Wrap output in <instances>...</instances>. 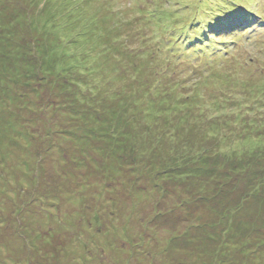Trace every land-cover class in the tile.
I'll return each mask as SVG.
<instances>
[{"label":"rangeland","instance_id":"rangeland-1","mask_svg":"<svg viewBox=\"0 0 264 264\" xmlns=\"http://www.w3.org/2000/svg\"><path fill=\"white\" fill-rule=\"evenodd\" d=\"M217 1L0 0V264H264L257 244L243 238L216 246L202 229L193 238L187 219L200 206H235L237 196L227 195L231 185L242 202L249 194L244 180L226 174L241 159L233 151L240 144L196 115L217 114V125L238 113L264 122V108L247 110L256 93L238 86L264 89V24L249 31L246 24L233 47L220 34L197 51L182 37L194 34L199 8ZM244 2L245 12L264 6V0ZM51 6L57 12L49 20L44 14ZM159 10L167 26L156 38L147 15ZM211 65L237 79L234 92L219 70L195 86L192 74ZM55 66L69 79L52 72ZM71 83L100 90L85 102ZM215 89L222 91L208 95ZM171 92L174 106L191 104L166 117L165 93ZM193 94H202L198 107L188 97ZM206 162L207 171L192 173ZM189 172L194 175L183 174ZM189 200L194 205L186 206ZM246 200L242 208L261 207L257 198ZM245 213L253 215L237 211L226 218Z\"/></svg>","mask_w":264,"mask_h":264},{"label":"trees","instance_id":"trees-1","mask_svg":"<svg viewBox=\"0 0 264 264\" xmlns=\"http://www.w3.org/2000/svg\"><path fill=\"white\" fill-rule=\"evenodd\" d=\"M52 1V0H50ZM218 3L214 6L208 7V8H199L200 13L198 16V23L195 27V32L193 35H184L182 36L184 38V40H186V42L188 43V45H190V47H193L197 50V47L199 48L197 51L201 50V46H211L210 42H208L209 40L213 39V38H219L220 34H217L214 24L215 21L218 18H221L225 15H235L236 17H238L241 20V23L235 28L233 29L231 32L227 33V34H221L222 38V42L224 43V46L226 47V45L228 44V40L227 37H230V44L231 47H233V45L235 44V40L237 39L238 36H240V33H238L240 30H242L244 28V26L246 24H248L247 27H245V29H247V31H249L251 29V27L256 26L258 28V25H263L264 24V6H262L261 4L257 5L256 8H259V10H247L246 12L243 11V9L245 8V6H247L244 0H221V1H217ZM236 2V3H234ZM264 3V2H263ZM214 4V3H213ZM227 6V7H226ZM231 7V8H230ZM56 8L54 6H51L49 8L45 9V14L46 18H48L49 20L54 19V12H55ZM57 12V10H56ZM256 12V13H255ZM203 13V14H202ZM205 15V17H204ZM147 16L151 17L150 20H148L151 24V26H154V29L156 30V38L157 36L160 34L159 31H163L165 32V29H163L164 25L167 26V23L165 22L166 20V15L165 12L163 10H159V13H157L156 11L149 13ZM60 16H57L56 19H58ZM256 19L261 20L260 22H257ZM249 21H252L253 25L251 26L249 24ZM53 23H55V21L53 20ZM44 25V24H43ZM176 29V28H174ZM56 26L54 25L53 27V32L56 31ZM183 30V32H182ZM187 30V26H183L182 28L179 29V34H184ZM158 32V33H157ZM174 32V30H173ZM88 31H83L81 34L85 35L87 34ZM225 35V36H224ZM244 35V32L241 34ZM208 37L210 39H208ZM241 40V39H240ZM172 43H174V39H171ZM239 40L237 39L236 42H238ZM82 42V41H81ZM230 47V48H231ZM210 53H214L213 49H211ZM261 54V51L259 52ZM85 57V55H84ZM63 58V57H61ZM64 59V58H63ZM85 60V58H84ZM233 60V58H232ZM86 61V60H85ZM65 62V61H64ZM89 63V62H88ZM209 64V63H208ZM56 70L52 69L53 71H57L58 74L60 75L59 78H63L66 76L67 79L68 78V72H64L63 74H61L62 69L55 66ZM205 68V67H204ZM59 69V70H58ZM203 69V68H202ZM206 70L202 71V72H195V74H192L193 76L197 77V82L195 83V86L199 83V82H204L207 78H212L213 74L216 71H220L221 75L223 78H226V82L227 85L225 88H229V94H231V92L233 90L234 87H236V83H237V79L233 77V75L231 76H227L229 74H226V69L223 67H218L216 65H211L210 67L205 68ZM78 70V68H77ZM71 75V74H70ZM259 76L261 78V80H264V68L263 66L259 67ZM73 85H75L76 87H78V91L82 90V93H77L76 95V99H80V97L84 94V101H90V99H92L93 97H96L95 95L97 94V92L100 90V86H96V85H91V83H85V84H78V83H71ZM249 83H239L238 86H241V89L243 88V90H247L250 92H254L256 94H253L250 98V101L247 105V110L254 112V110L256 109H263L264 107L261 106L259 103L264 100V89L263 88H258L255 85H251V88L249 87ZM179 86V83H175L173 85V88L175 90H177ZM70 91V89L67 90V92ZM221 89H215L213 90V92H211V96H215L216 94H218L219 92H221ZM66 92V91H65ZM75 92L69 93V95L73 94ZM90 95V96H89ZM166 96H168L167 98L164 99L165 101V111L164 114L166 115V117L168 116L167 113L168 112H173V108L176 109V107L182 106L183 109L188 110V106L191 104L190 103H182L180 105L174 106V104L172 103L173 101V92L171 93H165ZM149 97V96H148ZM147 96L144 97L145 101V105L147 107V104L149 103V100H147L148 98ZM190 98L191 101L196 100V98L198 99L197 101H195L194 106L198 107V101L200 99H202V94H193L192 96H188ZM187 97V98H188ZM60 100H58L59 102ZM260 101V102H259ZM251 102V105H249ZM122 103V102H120ZM135 105V103L131 104V106ZM173 105V106H171ZM217 110V108H214ZM159 110L153 112L154 115H158L159 114ZM105 113V112H104ZM163 113V112H161ZM196 116L198 117H202L204 116V120L206 123V127L209 129H220V127L224 128L225 130H228L230 132V135L232 137V142L233 143H239L240 145L236 146V150L233 151H237L239 152L238 155L236 156L237 160L239 159V155L241 156V159L239 161L238 164H229L228 165V169L229 172H227L226 174H230V178L236 180H244V187L249 189V194L247 193L246 195H244L243 193V197L245 199V201H241L240 196L238 198L237 195V189L234 185H231L228 187V193L227 195L229 196V198H232V196L236 195V202L235 206H233L232 208H224V209H220L216 208V207H212L210 209H205L204 207H199L197 208L195 212L189 213L187 215V219L191 220L192 223L190 224L189 228L192 232V236L193 238H197L200 234H202V232L200 231V229H202L203 234H205L209 239L216 241V246L219 245L221 243L222 240H226V244H232L231 247L233 245L238 244V241L241 239H245L246 241H248L250 244L249 246H252L253 244L256 245L258 247H260V252L263 251L264 249V122L261 121H257L255 116H252L250 119L245 120L244 117H241L238 113L237 117L234 118L231 121H220L219 124H212L216 122V119H218L219 117L217 116V114H214L212 116H207L200 113L197 114ZM103 120L101 121L100 118L98 120L99 124L104 123V119L105 116L103 115ZM241 119V121L239 120ZM180 120V117L177 119ZM239 121V122H238ZM180 123L183 122V119H181L179 121ZM90 129V128H89ZM227 131V132H228ZM98 137L100 136L99 133H97ZM227 139V134H224L220 137V140H226ZM222 153L219 152L218 155H221ZM209 159V158H206ZM182 164H184V166L187 165V156H184L183 159H181ZM207 162L204 165H199L198 167L192 169V173H204V171H207V169H205V166H207ZM181 166V165H180ZM229 166H232L229 168ZM177 169H181L180 167ZM191 172L189 173H183V174H192ZM194 175V174H192ZM223 190V185H221V189L220 191ZM251 196V198H257V201L261 204V207H258L257 209H252V208H242V204L244 202H246L247 198ZM204 200V199H203ZM228 201H232L229 200ZM194 205V203L189 200L188 202H186V206H192ZM227 206V205H226ZM202 208L204 210H202ZM201 210V211H198ZM237 211H250V213H252L253 215H251L250 217L247 218V214L245 213V216H243L242 218L239 217H235L234 221L232 219L226 218L227 214L229 213L228 216H230L231 214H234V212L236 213ZM210 215L212 214V216H218V219H220V221L217 224H214V222H212V224H207L203 222V218L205 215ZM210 217V216H209ZM223 219H225L226 223H223ZM258 221H262V223H258ZM233 222V223H232ZM257 222V224H256ZM232 223V224H231ZM235 226L237 229H239V232H235L232 233L230 232V229ZM221 227V231L218 232V228ZM247 227L253 228L255 229L256 232H258L260 235L257 238L256 235L254 236H250V232L252 231L251 229H248ZM260 227V228H259ZM214 230V234L216 235H211L208 230ZM261 229V232H260ZM228 232V233H227ZM219 234V235H218ZM218 236V237H217ZM260 238V242L259 239Z\"/></svg>","mask_w":264,"mask_h":264},{"label":"snow or ice","instance_id":"snow-or-ice-1","mask_svg":"<svg viewBox=\"0 0 264 264\" xmlns=\"http://www.w3.org/2000/svg\"><path fill=\"white\" fill-rule=\"evenodd\" d=\"M241 23L235 15H225L215 21L214 27L217 34H227Z\"/></svg>","mask_w":264,"mask_h":264}]
</instances>
